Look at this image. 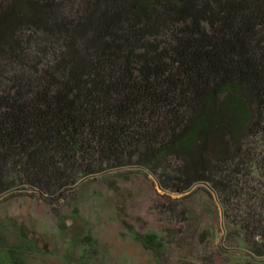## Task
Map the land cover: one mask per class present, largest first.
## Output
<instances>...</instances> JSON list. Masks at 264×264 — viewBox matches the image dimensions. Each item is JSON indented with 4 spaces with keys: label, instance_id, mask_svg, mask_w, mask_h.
<instances>
[{
    "label": "trees",
    "instance_id": "obj_1",
    "mask_svg": "<svg viewBox=\"0 0 264 264\" xmlns=\"http://www.w3.org/2000/svg\"><path fill=\"white\" fill-rule=\"evenodd\" d=\"M134 172L179 232L207 185L264 255V0H0V202L58 216L80 180ZM128 232L162 261L156 233Z\"/></svg>",
    "mask_w": 264,
    "mask_h": 264
},
{
    "label": "rangeland",
    "instance_id": "obj_2",
    "mask_svg": "<svg viewBox=\"0 0 264 264\" xmlns=\"http://www.w3.org/2000/svg\"><path fill=\"white\" fill-rule=\"evenodd\" d=\"M145 172L80 180L60 201L58 216L31 194L1 201L0 264H206L209 255L213 264H264V255H251L249 245L231 235L233 225L207 185L192 190L202 186L210 194L199 189L184 198L190 220L179 232L177 221L155 207L163 192ZM19 225L32 244L19 236ZM199 226L212 234L204 243L195 236ZM128 229L156 233L165 243L162 261Z\"/></svg>",
    "mask_w": 264,
    "mask_h": 264
},
{
    "label": "built area",
    "instance_id": "obj_3",
    "mask_svg": "<svg viewBox=\"0 0 264 264\" xmlns=\"http://www.w3.org/2000/svg\"><path fill=\"white\" fill-rule=\"evenodd\" d=\"M255 239H256V241L261 242L262 239H263V236L262 235H258V236H256Z\"/></svg>",
    "mask_w": 264,
    "mask_h": 264
}]
</instances>
